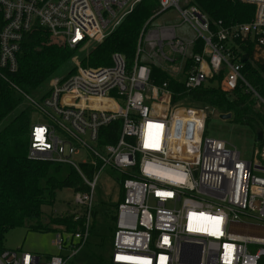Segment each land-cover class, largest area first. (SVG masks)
Returning a JSON list of instances; mask_svg holds the SVG:
<instances>
[{"label": "built area", "instance_id": "built-area-1", "mask_svg": "<svg viewBox=\"0 0 264 264\" xmlns=\"http://www.w3.org/2000/svg\"><path fill=\"white\" fill-rule=\"evenodd\" d=\"M143 1L0 0V75L18 71L22 42L35 32L70 48L97 45ZM156 1L133 63L118 52L98 68L75 59V73L53 80L44 99L25 95L39 115L28 157L71 165L90 189L74 195L85 212L75 217L81 230L59 233L57 254L8 249L0 264H67L89 240L96 184L106 168L120 174L124 196L112 216L113 264H264V138L252 159L210 138L209 108L174 101L168 82L152 81L149 66L183 73L190 60L188 91L221 75L222 90L245 89L264 108V95L244 74L246 62L264 63V0H240L254 14L231 24L212 20L190 0ZM172 10L180 23H155ZM116 124L119 134L105 142L103 129ZM83 164L95 168L92 178Z\"/></svg>", "mask_w": 264, "mask_h": 264}, {"label": "trees", "instance_id": "trees-1", "mask_svg": "<svg viewBox=\"0 0 264 264\" xmlns=\"http://www.w3.org/2000/svg\"><path fill=\"white\" fill-rule=\"evenodd\" d=\"M212 20L226 23L248 22L255 8L240 0H190ZM156 0H144L127 16L119 29L113 31L104 42L70 48L50 39V34L35 32L22 42L18 55L19 69L14 74L0 75V256L5 250L6 234L13 228H25L28 232H55L73 234L81 230L75 220L84 210L65 202L56 208L58 194L67 189L75 194L89 191L82 175L68 164L32 160L28 157L30 135L35 108L25 95L42 100L49 94L50 84L56 78L67 79L76 71L75 59L85 68H98L112 64V55L122 53L131 64L142 26L157 9ZM195 52H200L196 49ZM188 60L183 75L172 76L154 64L152 81L161 85L168 82L174 101H190L207 106L209 114H231V121L250 127L254 133L264 135V111L257 106L251 92L237 89L222 90L217 77L200 88L188 91L185 87ZM62 73H64L62 75ZM244 74L257 91L264 95V63H245ZM19 110L11 119L9 117ZM210 117V116H209ZM209 119V118H208ZM208 121V120H207ZM108 141L115 140L118 124L103 129ZM118 132V133H117ZM114 138V139H113ZM81 171L92 178L95 168L83 164ZM120 179V185H122ZM122 188V187H121ZM123 189L120 202L123 200Z\"/></svg>", "mask_w": 264, "mask_h": 264}, {"label": "rangeland", "instance_id": "rangeland-1", "mask_svg": "<svg viewBox=\"0 0 264 264\" xmlns=\"http://www.w3.org/2000/svg\"><path fill=\"white\" fill-rule=\"evenodd\" d=\"M180 22L181 17L176 10L158 17L155 21L157 25L178 24ZM186 33L192 35L193 31L186 29ZM170 72L175 77L183 75L179 72L178 67L171 69ZM258 107L264 111V108ZM18 111L12 113L9 119ZM209 116L206 134L210 138L224 140L229 146L236 148L243 158H253L254 149L259 147V142L250 127L236 124L231 120H224L215 112ZM34 119L38 121L39 115L34 114ZM120 179V174L110 168H106L99 176L94 195V217L89 240L75 256L69 258L67 264H113L111 258L115 244L112 216L120 203L122 191ZM74 195L72 190L61 191L57 197L56 208L62 207L65 202L73 201ZM58 238L59 233L28 232L25 228L18 227L11 229L6 234L4 246L10 249L37 253L43 258H47L59 252L56 245ZM63 254L71 256L73 252L63 251Z\"/></svg>", "mask_w": 264, "mask_h": 264}, {"label": "water", "instance_id": "water-1", "mask_svg": "<svg viewBox=\"0 0 264 264\" xmlns=\"http://www.w3.org/2000/svg\"><path fill=\"white\" fill-rule=\"evenodd\" d=\"M244 60L246 61L247 60V57H245ZM220 117L222 119H224V120H230L231 119V114H222V115H220ZM263 138H264V135H263L262 132L256 133V140L258 142H262Z\"/></svg>", "mask_w": 264, "mask_h": 264}, {"label": "crops", "instance_id": "crops-1", "mask_svg": "<svg viewBox=\"0 0 264 264\" xmlns=\"http://www.w3.org/2000/svg\"><path fill=\"white\" fill-rule=\"evenodd\" d=\"M7 249H10V248H7Z\"/></svg>", "mask_w": 264, "mask_h": 264}]
</instances>
